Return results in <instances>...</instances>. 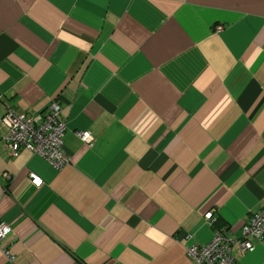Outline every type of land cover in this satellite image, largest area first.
<instances>
[{"label": "crops", "instance_id": "0c3cea01", "mask_svg": "<svg viewBox=\"0 0 264 264\" xmlns=\"http://www.w3.org/2000/svg\"><path fill=\"white\" fill-rule=\"evenodd\" d=\"M52 100L62 170L0 126V264H192L261 210L264 0H0V117ZM252 242L234 264H264Z\"/></svg>", "mask_w": 264, "mask_h": 264}, {"label": "built area", "instance_id": "2783aa9c", "mask_svg": "<svg viewBox=\"0 0 264 264\" xmlns=\"http://www.w3.org/2000/svg\"><path fill=\"white\" fill-rule=\"evenodd\" d=\"M221 28V25H217L215 30ZM4 110L0 117V126L4 130L2 139L9 158H16L21 150H27L58 171L69 164L70 158L65 153L63 142L65 120L62 108L55 100L51 101L45 113L33 116L18 114L15 108L9 105H6ZM76 135L85 144L93 145L94 138L89 132H79ZM3 176L6 180L10 179L7 174ZM29 179L35 188H39L43 183L35 174H30ZM204 219L211 224L214 221L213 213L209 212ZM10 229L7 224L0 223V242L10 233ZM252 240L264 242V199L261 210L243 225L239 238L217 231L207 244L189 245L186 255L192 264H234L232 245L237 244L240 253L245 254L254 248Z\"/></svg>", "mask_w": 264, "mask_h": 264}, {"label": "snow or ice", "instance_id": "6c2138e0", "mask_svg": "<svg viewBox=\"0 0 264 264\" xmlns=\"http://www.w3.org/2000/svg\"><path fill=\"white\" fill-rule=\"evenodd\" d=\"M37 183H39V181H37Z\"/></svg>", "mask_w": 264, "mask_h": 264}]
</instances>
